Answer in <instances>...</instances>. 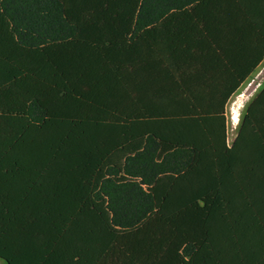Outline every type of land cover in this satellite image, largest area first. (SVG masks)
<instances>
[{
  "label": "trees",
  "instance_id": "1",
  "mask_svg": "<svg viewBox=\"0 0 264 264\" xmlns=\"http://www.w3.org/2000/svg\"><path fill=\"white\" fill-rule=\"evenodd\" d=\"M263 59L264 0H0V260L264 264Z\"/></svg>",
  "mask_w": 264,
  "mask_h": 264
},
{
  "label": "rangeland",
  "instance_id": "2",
  "mask_svg": "<svg viewBox=\"0 0 264 264\" xmlns=\"http://www.w3.org/2000/svg\"><path fill=\"white\" fill-rule=\"evenodd\" d=\"M264 88V61L256 70V72L247 79L240 90L231 97V99L227 103L226 107V125H227V143L231 145L236 137L238 132L240 120L244 116L247 107L254 100V98L261 92ZM243 93L245 98L242 99L240 103V108L238 109V123L237 125H233L232 123V115H234L231 109V103L237 98L239 94ZM0 264H6L4 261L0 260Z\"/></svg>",
  "mask_w": 264,
  "mask_h": 264
},
{
  "label": "crops",
  "instance_id": "3",
  "mask_svg": "<svg viewBox=\"0 0 264 264\" xmlns=\"http://www.w3.org/2000/svg\"><path fill=\"white\" fill-rule=\"evenodd\" d=\"M224 44V43H223ZM263 61H264V59H263ZM262 61V62H263ZM262 62L259 64V66L262 64ZM259 66L254 70V72L249 76V78L250 77H252V75L256 72V70L259 68ZM248 78V79H249ZM243 85V84H242ZM242 85H241V87H242ZM218 88L219 87V85H215L214 83H211L208 87H206V90H209L210 92L213 90V89H215V88ZM240 87V88H241ZM240 88H239V90H240ZM238 90V91H239ZM237 91V92H238ZM236 92V93H237ZM245 98V95L243 94V93H241V94H239L238 96H237V98L231 103V109H232V111H233V113H234V115H232V123H233V125H237V123H238V109L240 108V103L242 102V99H244ZM231 99V98H230ZM229 99V100H230ZM226 107H227V104L225 105V113H226ZM226 115V114H225Z\"/></svg>",
  "mask_w": 264,
  "mask_h": 264
},
{
  "label": "built area",
  "instance_id": "4",
  "mask_svg": "<svg viewBox=\"0 0 264 264\" xmlns=\"http://www.w3.org/2000/svg\"><path fill=\"white\" fill-rule=\"evenodd\" d=\"M230 146V145H229Z\"/></svg>",
  "mask_w": 264,
  "mask_h": 264
}]
</instances>
